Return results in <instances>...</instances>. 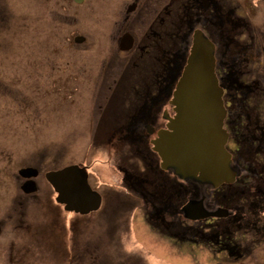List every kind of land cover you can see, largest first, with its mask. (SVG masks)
Segmentation results:
<instances>
[{"label": "flooded vegetation", "instance_id": "1", "mask_svg": "<svg viewBox=\"0 0 264 264\" xmlns=\"http://www.w3.org/2000/svg\"><path fill=\"white\" fill-rule=\"evenodd\" d=\"M243 1L32 0L30 32L40 18L42 33L25 42L30 53L20 60L17 53L0 51V68L11 72H0V264H5V257L18 263L11 248L6 251L13 241L8 234L13 236L14 230L7 227L5 202L12 205L10 219L22 208V224L33 229L27 213L30 203L47 192L40 178L44 168L77 166L91 186L100 178L87 162L76 160L72 150L59 163L42 151L14 146L22 136L21 125L39 131L42 115L51 112L46 91L53 88L75 104V125L66 131L76 135L75 153L83 155V139L88 137V153L106 156L104 166L120 175L119 184L98 181L96 189L92 186L102 197L95 212L101 211L105 197L119 190V195L143 202L141 220L172 250L196 248L214 264H264V29L244 14ZM104 7L110 13L107 26L102 20L97 25L100 33L88 32L84 21L94 20ZM196 31L214 44L215 74L226 109L225 149L236 174L231 182L218 185L183 180L174 169L164 170L153 149V141L176 115L173 93ZM48 40L55 49L39 53L42 69L20 70V62L28 64L31 54ZM21 76L30 79L22 81ZM36 77L41 83L33 81ZM36 84L43 87L42 108L28 91L36 90ZM26 168L38 170V176L22 177L20 171ZM30 180L35 182L34 193L23 189ZM56 197L57 213L81 215L67 211ZM199 202L207 217L188 219L184 206ZM14 219L18 225L19 217ZM38 229L34 235L40 240L44 234ZM38 255L45 260L43 252ZM92 262L103 264L97 258Z\"/></svg>", "mask_w": 264, "mask_h": 264}, {"label": "rangeland", "instance_id": "2", "mask_svg": "<svg viewBox=\"0 0 264 264\" xmlns=\"http://www.w3.org/2000/svg\"><path fill=\"white\" fill-rule=\"evenodd\" d=\"M31 4L32 0H0V51L17 53L18 58L30 53L29 45L25 42L31 40L32 34L42 33L40 18L35 22V26L39 29L35 27V30L30 32ZM79 8L87 9L86 6ZM241 9L250 20L252 19L253 24L264 29V0H244ZM109 16V8L104 7L94 20L91 18L89 21L85 20L84 23L89 24L88 32L100 33L97 25L103 20L107 26ZM57 40L58 44L60 38ZM54 44L52 40L43 43L38 53L34 51L31 54L28 64L20 62L19 69L22 70L23 67L28 66L33 69H42V55L39 53L47 49L52 52L55 49ZM9 59L11 60L10 57ZM0 72L6 76L11 74L4 66L0 68ZM29 79L30 76H21L22 81ZM33 81L41 83L38 77ZM36 86L38 88L32 93L28 91L32 99L35 98V104L41 105L42 108L44 94L41 89L43 87L39 84ZM66 90L70 91L68 87ZM46 93L50 104L48 109H51V112L48 116L42 115L38 132L35 129L29 130L27 127L24 129L21 125L20 135L22 136L15 140L14 146L29 148L35 152L42 151L49 154V157H57L59 163L65 160L63 159L65 152L72 150L76 160L87 162L93 172L99 175V179H93L91 182L94 189H96L95 185H99L98 181L119 184V173L115 169L110 172L104 166L107 164L106 156L100 153H88L90 138L83 139V155L75 153L76 135L66 133L75 125L74 122L71 124V121L76 119L75 104L54 88ZM35 154L37 156V153H32L31 156L36 158ZM60 165L62 164H53L51 168L60 167ZM51 168H44L40 176L47 192L39 202L33 201L29 205L27 223L33 224V229L24 227L22 224V208H20L21 211L17 208L18 213L10 219L12 205L9 201L5 202V218L7 217L10 221L7 227L9 231L14 230L13 236L8 234L9 241H13L6 244V251L11 248L14 258H18V263H15L16 260L12 257V261H8L5 257V264H90L96 258L103 264H214L207 262L206 256L197 252L196 248L174 251L168 247V243L164 242L165 239L163 241L154 237L140 218L144 208L143 202L119 195V190L114 192L113 197H105L99 212L76 216L74 213H65L62 210L60 215V210L56 212L59 208L54 205L56 194L44 180L45 174ZM131 210H135L136 213L133 217L125 215ZM17 216L20 219L18 225L14 219ZM63 224L65 231L62 229ZM36 229L44 234L40 240V235H34ZM39 252H43L44 261L38 255Z\"/></svg>", "mask_w": 264, "mask_h": 264}, {"label": "water", "instance_id": "3", "mask_svg": "<svg viewBox=\"0 0 264 264\" xmlns=\"http://www.w3.org/2000/svg\"><path fill=\"white\" fill-rule=\"evenodd\" d=\"M176 115L169 119L168 128L153 141V149L161 158V167L174 169L183 180L201 183L231 182L235 172L231 169V156L225 149L227 133L223 129L226 109L223 90L215 74L214 44L201 31H196L193 46L176 89L173 93ZM34 168L20 171L24 178H35ZM55 193L56 202L69 212L86 215L97 211L101 195L94 191L88 176L77 166L50 171L45 175ZM23 189L36 192L30 180ZM187 218L204 219L207 213L202 203L184 206Z\"/></svg>", "mask_w": 264, "mask_h": 264}, {"label": "trees", "instance_id": "4", "mask_svg": "<svg viewBox=\"0 0 264 264\" xmlns=\"http://www.w3.org/2000/svg\"><path fill=\"white\" fill-rule=\"evenodd\" d=\"M197 187V186H196Z\"/></svg>", "mask_w": 264, "mask_h": 264}]
</instances>
